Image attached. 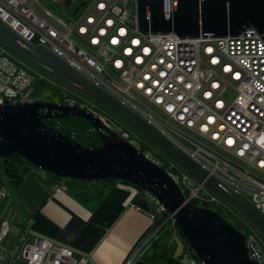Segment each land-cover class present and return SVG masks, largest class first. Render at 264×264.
I'll return each mask as SVG.
<instances>
[{
    "label": "built area",
    "instance_id": "obj_1",
    "mask_svg": "<svg viewBox=\"0 0 264 264\" xmlns=\"http://www.w3.org/2000/svg\"><path fill=\"white\" fill-rule=\"evenodd\" d=\"M35 2L0 0V19L30 43L47 46L137 111L208 173L264 211V40L255 28L248 27L237 36L180 37L172 31L141 32L136 0H79L67 21L48 8L36 9ZM43 83L54 86L57 82L0 44L1 104L37 101L35 91ZM229 87L235 94L226 97ZM60 94L65 103L73 100L111 125V116L93 102H77L64 91ZM116 124L119 135L131 142L129 128ZM135 139L138 143H132L141 147L140 152L178 183L186 201L195 205L222 202L153 147H142L144 141L138 135ZM53 184L56 189L66 188ZM7 194L0 185V206ZM162 210L158 204L152 217ZM229 210L233 217L234 210ZM165 222L169 230H177L172 214H167ZM244 222L249 251L264 264V242ZM157 230L154 227L146 234L140 246ZM8 231L9 222L0 216V264H87L85 255L27 229L18 232L13 247L7 248L3 240ZM189 247L181 259L204 264ZM129 262L127 258L123 264Z\"/></svg>",
    "mask_w": 264,
    "mask_h": 264
},
{
    "label": "water",
    "instance_id": "obj_2",
    "mask_svg": "<svg viewBox=\"0 0 264 264\" xmlns=\"http://www.w3.org/2000/svg\"><path fill=\"white\" fill-rule=\"evenodd\" d=\"M70 0H63L65 6ZM82 4V2L80 3ZM78 6L72 10L74 14ZM141 32H170L180 37L237 36L253 27L264 40V0H136ZM0 42L52 80L93 102L118 123L132 129L212 195L240 214L264 240V211L245 195L233 191L202 168L154 124L42 44H32L0 19ZM76 114L86 118L101 143H78L42 118ZM13 153L23 171L32 164L42 173L72 180L115 179L133 184L152 196L172 214L174 222L195 255L204 264H260L249 251L242 232L217 211L186 201L178 183L147 159L129 140L75 101L0 103V158ZM1 207V206H0Z\"/></svg>",
    "mask_w": 264,
    "mask_h": 264
},
{
    "label": "crops",
    "instance_id": "obj_3",
    "mask_svg": "<svg viewBox=\"0 0 264 264\" xmlns=\"http://www.w3.org/2000/svg\"><path fill=\"white\" fill-rule=\"evenodd\" d=\"M25 172L15 181L0 158V185L8 191L0 207V216L9 222L3 240L7 248L13 247L18 232L27 229L85 255L87 264H123L127 258L129 264H187L181 253L188 244L178 230H157L140 246L154 229L156 208L144 190L122 180L49 182L35 169ZM53 183L66 188L56 189Z\"/></svg>",
    "mask_w": 264,
    "mask_h": 264
},
{
    "label": "trees",
    "instance_id": "obj_4",
    "mask_svg": "<svg viewBox=\"0 0 264 264\" xmlns=\"http://www.w3.org/2000/svg\"><path fill=\"white\" fill-rule=\"evenodd\" d=\"M72 10H73V8H71V11ZM45 87L52 88L54 91H56V88L54 86H48V84L43 83L37 87V90L35 92H38ZM68 97L75 99L77 102H79L80 99H85L84 97H82L80 95L78 96L75 93L68 94ZM61 101L62 102L65 101V98L63 96L61 97ZM94 107L96 108V106H94ZM42 120L46 125L53 126L68 136H73V138L78 143L88 145V146H94V145H98L101 143V139H100V136L98 135L97 131H95L92 128L90 122L82 116H79L76 114H69V115L57 118L55 120H51L49 118H42ZM146 145L147 144H143L142 147H148V145L147 146ZM138 149L140 151L142 150L141 147ZM2 160H3V167L5 169V172L9 176H11V178L17 179L15 181H19L20 175H21L20 172L23 173V170L21 168L27 162L22 161L21 157L16 153H13V154L5 157V158H2ZM30 165H31V168L28 171H30L31 169L37 170L32 164H30ZM37 172L40 173L41 175H44L45 178L49 180V182H55L57 179L72 180V179H68V178H60V177H58L54 174L48 173V172L42 173V171H38V170H37ZM91 180L108 182V181H112L115 179H91ZM106 191H107V189L103 190V192H106ZM100 196H102L101 193L97 196V198ZM151 198H153V197L151 196ZM153 200H154L155 206L158 207L157 201L154 198H153ZM94 204H96V202H94ZM206 206L211 208L212 210L217 211L219 214H221L223 216H227L229 214H232L231 211L229 210L230 207L227 204H225L224 202L210 203L209 205H206ZM167 214H168V212L166 210H162V211L156 213V215L153 218V226L157 227L159 231H163V232H166L167 230L169 231V229L167 227H165L166 222L163 223L166 219ZM236 224L238 226V228L237 227L236 228L243 233V231L241 230L243 228V226L239 223H236ZM177 230H178V228H177ZM178 232L180 233L179 230H178Z\"/></svg>",
    "mask_w": 264,
    "mask_h": 264
},
{
    "label": "rangeland",
    "instance_id": "obj_5",
    "mask_svg": "<svg viewBox=\"0 0 264 264\" xmlns=\"http://www.w3.org/2000/svg\"><path fill=\"white\" fill-rule=\"evenodd\" d=\"M33 6L36 9H41L42 7L44 8H48L52 14H54L56 17L61 18L63 20H68L69 17H71V8L69 6H65L63 4V0H37V2L33 3ZM84 8V6L79 10L78 13H80V11H82V9ZM77 13V14H78ZM0 44L2 45V47L8 51L11 52L12 54H14L15 56L19 57L15 52H13L11 49H9L7 46H5L3 43L0 42ZM21 58V57H19ZM22 59V58H21ZM23 60V59H22ZM25 61V60H24ZM46 75V74H45ZM47 77H49L48 75H46ZM54 87L56 88V91H54L52 88L49 87H45L42 90L38 91L36 93V100H40V101H50V102H62L61 101V94L59 93L60 91H64L66 94H70L73 93L70 89H67L68 87L60 84L59 82L54 84ZM235 94L234 88L233 87H229L224 96L226 97H231ZM78 95V94H77ZM79 96V95H78ZM110 117V116H109ZM110 119H112V122L110 123L111 127L114 129H117V120L112 117H110ZM169 128V127H168ZM129 131L132 135L131 138V142L133 143H138V141L135 139V136L137 135L132 129L129 128ZM175 136L185 145L187 146H191V144L189 142H187L184 138H182L180 135L174 133ZM121 136V135H120ZM172 161V160H171ZM23 174H26L25 171H23ZM174 177L176 178V176L174 175ZM195 205V203H192ZM202 206H206L207 204H201ZM236 216H239L240 214H238L237 212H235ZM233 219H235V216L233 214ZM259 235V234H258ZM260 236V235H259ZM192 253L195 255L194 251L191 250ZM196 256V255H195Z\"/></svg>",
    "mask_w": 264,
    "mask_h": 264
},
{
    "label": "flooded vegetation",
    "instance_id": "obj_6",
    "mask_svg": "<svg viewBox=\"0 0 264 264\" xmlns=\"http://www.w3.org/2000/svg\"><path fill=\"white\" fill-rule=\"evenodd\" d=\"M71 2H70V5L69 6H71V7H74L78 2H79V0H70ZM28 63V62H27ZM29 64V63H28ZM103 111V110H102ZM104 112V111H103ZM105 113V112H104ZM143 142V141H142ZM144 144H147L146 142H143ZM235 212L236 211H234V216H235V219H233V217H230L229 215H227V216H223L225 219H227L232 225H234L235 227H237L238 228V226H237V224L236 223H239V224H241V225H246L245 224V220L243 219V217L241 216V215H239V216H236L235 215ZM247 226V225H246ZM243 232H244V227L241 229ZM241 232V231H240ZM244 235V234H243ZM261 238V237H260ZM261 240H263L262 238H261ZM263 242H264V240H263Z\"/></svg>",
    "mask_w": 264,
    "mask_h": 264
},
{
    "label": "snow or ice",
    "instance_id": "obj_7",
    "mask_svg": "<svg viewBox=\"0 0 264 264\" xmlns=\"http://www.w3.org/2000/svg\"><path fill=\"white\" fill-rule=\"evenodd\" d=\"M231 142V141H230Z\"/></svg>",
    "mask_w": 264,
    "mask_h": 264
}]
</instances>
